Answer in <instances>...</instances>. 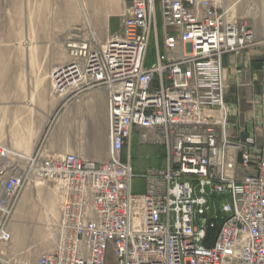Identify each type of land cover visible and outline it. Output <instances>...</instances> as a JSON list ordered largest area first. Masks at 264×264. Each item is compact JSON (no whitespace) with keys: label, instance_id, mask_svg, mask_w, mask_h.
I'll return each mask as SVG.
<instances>
[{"label":"built area","instance_id":"built-area-1","mask_svg":"<svg viewBox=\"0 0 264 264\" xmlns=\"http://www.w3.org/2000/svg\"><path fill=\"white\" fill-rule=\"evenodd\" d=\"M122 1L118 31L102 43L73 31L63 40L68 62L49 74L63 104L106 91L108 160L49 155L43 142L29 155L0 145V264H10L4 248L21 192L44 181L57 193L56 246L14 264H264V148L229 136L221 65L256 45L253 30L227 19L223 0ZM152 35L156 63L146 67ZM136 128L153 131L143 144L165 149L140 195L121 162ZM213 198L222 222L207 246Z\"/></svg>","mask_w":264,"mask_h":264},{"label":"crops","instance_id":"crops-1","mask_svg":"<svg viewBox=\"0 0 264 264\" xmlns=\"http://www.w3.org/2000/svg\"><path fill=\"white\" fill-rule=\"evenodd\" d=\"M258 2L223 0L222 9L227 19L251 24ZM122 7V0H10V19L23 29L21 41L28 63H0L1 146L29 155L43 142L49 155L76 154L96 164L107 162L106 91L95 89L63 104L65 96L50 87L48 75L68 61L59 39L72 30L82 38L92 35L99 43L106 41L119 29ZM251 28L256 45L224 55L221 65L228 134L239 141L253 137L260 149L264 148V34L254 23ZM159 53H164L160 44ZM142 133L152 135L153 131L134 129L121 153V162L132 169L134 195L144 193L146 171L164 168L165 149L143 144Z\"/></svg>","mask_w":264,"mask_h":264},{"label":"rangeland","instance_id":"rangeland-1","mask_svg":"<svg viewBox=\"0 0 264 264\" xmlns=\"http://www.w3.org/2000/svg\"><path fill=\"white\" fill-rule=\"evenodd\" d=\"M253 14L251 24L245 22L249 26H253L254 23V28L264 34V0H259L256 3ZM158 23V40L161 48L163 46L159 16ZM72 32L71 30L66 36L59 39L64 48L63 40ZM22 33L23 29L19 25L17 26V21L10 19V0H0V63H28L23 50L24 43L21 41ZM32 54L30 53L31 56ZM146 55L145 66L156 63V45L153 35ZM31 63L35 62L31 61ZM49 84L54 90L50 81ZM136 158H139L140 161L143 160L140 155ZM239 176H242L241 172ZM214 200L215 198L211 202ZM212 213L213 211L210 214ZM57 219V193L54 183L44 181L27 185L21 192L16 209L8 224L12 239L4 248V253L10 264H14L18 259L34 260L40 255L54 251L56 246L54 226Z\"/></svg>","mask_w":264,"mask_h":264},{"label":"trees","instance_id":"trees-1","mask_svg":"<svg viewBox=\"0 0 264 264\" xmlns=\"http://www.w3.org/2000/svg\"><path fill=\"white\" fill-rule=\"evenodd\" d=\"M220 202H221L220 199H217V198L213 201L217 215H218V209L220 208ZM221 222H222V219L220 218V215H218L217 218L214 220L213 226L207 229V232H206V245L207 246L212 245V242L218 232V228Z\"/></svg>","mask_w":264,"mask_h":264}]
</instances>
